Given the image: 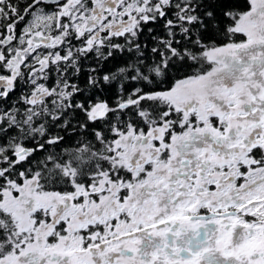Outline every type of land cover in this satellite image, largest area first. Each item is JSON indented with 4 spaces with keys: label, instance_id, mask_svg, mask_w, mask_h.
<instances>
[{
    "label": "snow or ice",
    "instance_id": "6c2138e0",
    "mask_svg": "<svg viewBox=\"0 0 264 264\" xmlns=\"http://www.w3.org/2000/svg\"><path fill=\"white\" fill-rule=\"evenodd\" d=\"M0 24V264H264V0H0Z\"/></svg>",
    "mask_w": 264,
    "mask_h": 264
},
{
    "label": "trees",
    "instance_id": "16d2710c",
    "mask_svg": "<svg viewBox=\"0 0 264 264\" xmlns=\"http://www.w3.org/2000/svg\"><path fill=\"white\" fill-rule=\"evenodd\" d=\"M20 2L22 3L23 0H20ZM23 26H24V23L21 22V24L18 26L17 30H19ZM2 30H3V25L0 24V31H2ZM145 32H146V30H145ZM143 39H144V37L142 36L141 40H143ZM121 42H122V40H121ZM121 59H123V57H121ZM85 64L86 65L91 64L92 66H97L92 58H90L88 61H85ZM117 66H123V65L119 64L118 62H112V61L104 62L103 66L100 68V71H101V73H104V72L108 71L109 69H111L112 71H116ZM83 80H84V76L82 75L80 77V80L77 81L78 83H80L81 87L84 86ZM48 83L51 84L52 81H49ZM17 95H19V89L17 90ZM97 98L107 100L108 103L112 104V103H114V101L116 99L115 89H113L110 92H101V93H99V97H97V96L92 97L93 100L97 99ZM12 99H13V101H15V96ZM85 99H87V97H85L83 95H78L76 97V101H80V102H83ZM80 118H81V114L78 112L76 114H72L71 112L68 114V119L71 120L73 125L77 124V122ZM57 131L61 132V134L65 136V140L63 141V143L61 144V146L58 149L59 151H64V150L70 151V150H72L78 146V140L81 137V133L79 132L78 129L76 131H73L72 127H69L65 131L63 129L50 127V132L55 133Z\"/></svg>",
    "mask_w": 264,
    "mask_h": 264
}]
</instances>
